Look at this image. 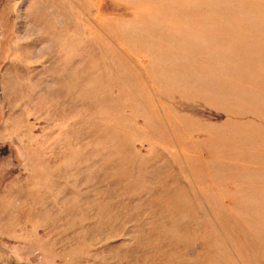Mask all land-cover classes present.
I'll return each mask as SVG.
<instances>
[{"label":"rangeland","instance_id":"rangeland-1","mask_svg":"<svg viewBox=\"0 0 264 264\" xmlns=\"http://www.w3.org/2000/svg\"><path fill=\"white\" fill-rule=\"evenodd\" d=\"M0 264H264V0H0Z\"/></svg>","mask_w":264,"mask_h":264}]
</instances>
